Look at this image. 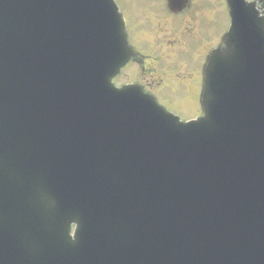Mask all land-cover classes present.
<instances>
[{
    "label": "water",
    "instance_id": "obj_1",
    "mask_svg": "<svg viewBox=\"0 0 264 264\" xmlns=\"http://www.w3.org/2000/svg\"><path fill=\"white\" fill-rule=\"evenodd\" d=\"M8 1L0 264H264V18L254 4L230 0L204 115L184 122L139 87L114 86L130 56L114 0ZM43 229L53 238L41 243Z\"/></svg>",
    "mask_w": 264,
    "mask_h": 264
},
{
    "label": "flooded vegetation",
    "instance_id": "obj_2",
    "mask_svg": "<svg viewBox=\"0 0 264 264\" xmlns=\"http://www.w3.org/2000/svg\"><path fill=\"white\" fill-rule=\"evenodd\" d=\"M190 9L188 6L183 13L176 15L161 4V10L169 12L163 13L161 18H131V15L126 18L130 41L138 51L139 57L122 71L116 79L118 85L138 83L154 94L169 110L174 111L162 98L161 89L178 81L183 83V87H187L191 82L187 93L193 94V103L196 106L198 103L201 112L199 98L204 65L210 51L229 29L230 22L228 17L211 18L210 8L204 5H200L195 14ZM156 32H166L165 45L151 38ZM144 35L150 38L146 48L143 44ZM190 49L202 58L197 69L182 60ZM196 78L199 80L197 88L194 84ZM184 103L193 104L190 100Z\"/></svg>",
    "mask_w": 264,
    "mask_h": 264
},
{
    "label": "rangeland",
    "instance_id": "obj_3",
    "mask_svg": "<svg viewBox=\"0 0 264 264\" xmlns=\"http://www.w3.org/2000/svg\"><path fill=\"white\" fill-rule=\"evenodd\" d=\"M121 8L124 10H131V14L141 13L142 11H147V4L149 1L154 0H117ZM210 7L216 9V16L222 18L225 15V7H222V0H207ZM146 6V7H145ZM158 18H161L159 13H156ZM136 15V14H135ZM139 18H142V16ZM167 31V30H166ZM167 33H169L167 31ZM170 34V33H169ZM151 37V36H150ZM154 41L160 42L162 45H165L167 42V34L166 32H156L152 37ZM147 38H143V43ZM182 60L188 63L192 68L197 69L199 67L202 58L195 52L193 49H190L189 52L185 56L182 57ZM191 82H189L186 88H183V83L176 82L171 83L168 86L161 89V96L166 101L167 105L170 106L174 111L179 112L183 119H189L196 115L193 112L194 104L186 105L184 102H187L191 99L190 94L187 93L188 87L191 86ZM195 87H199V80L196 78L194 80ZM170 104V105H169Z\"/></svg>",
    "mask_w": 264,
    "mask_h": 264
}]
</instances>
